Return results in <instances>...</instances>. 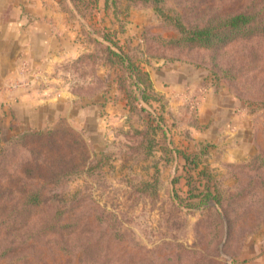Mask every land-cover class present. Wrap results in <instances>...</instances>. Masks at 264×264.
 Returning <instances> with one entry per match:
<instances>
[{
  "label": "rangeland",
  "instance_id": "obj_1",
  "mask_svg": "<svg viewBox=\"0 0 264 264\" xmlns=\"http://www.w3.org/2000/svg\"><path fill=\"white\" fill-rule=\"evenodd\" d=\"M239 5L261 10L257 19L263 24L234 33L216 58L206 47L182 41L181 24L203 26L212 12L221 16ZM116 7L119 30L127 22L122 17H147L125 53L140 62L148 57L204 69L210 85L233 94L252 116L253 150L219 167L205 163L211 157L206 152L198 164L204 174L163 175L159 161L149 156L144 129L135 125L142 124L140 113L110 146L99 136L92 143L66 118L46 128L69 124L70 137L81 132L79 155L63 152L46 131L23 134L38 129L16 127L14 115L3 113L0 264H264V0H117ZM102 56L96 49L63 71L90 75L99 64L108 76L120 73ZM133 90L136 99L142 97ZM153 111L161 122L162 112ZM206 188L214 194L205 200ZM31 193L40 194L39 204L23 203Z\"/></svg>",
  "mask_w": 264,
  "mask_h": 264
},
{
  "label": "crops",
  "instance_id": "obj_2",
  "mask_svg": "<svg viewBox=\"0 0 264 264\" xmlns=\"http://www.w3.org/2000/svg\"><path fill=\"white\" fill-rule=\"evenodd\" d=\"M92 1L87 12L74 0H0V115L11 112L16 127L46 128L66 118L92 143L99 136L104 146L132 127L136 112L107 69L97 64L90 75L63 71L100 46L125 52L128 40L147 23L146 12H134L122 17L127 22L119 30L112 1ZM137 64L147 76L148 92L145 99L137 96L143 120L135 125L145 129L150 112H162L169 162L160 147L154 156L163 175H185V159L177 150L197 153L210 145L205 163L211 167L250 155L252 116L243 112L233 94L210 85L204 69L148 57ZM100 79L108 81L102 84ZM193 98L200 100L195 111ZM178 181L185 186L184 177Z\"/></svg>",
  "mask_w": 264,
  "mask_h": 264
},
{
  "label": "trees",
  "instance_id": "obj_3",
  "mask_svg": "<svg viewBox=\"0 0 264 264\" xmlns=\"http://www.w3.org/2000/svg\"><path fill=\"white\" fill-rule=\"evenodd\" d=\"M111 1L115 7L116 14L118 15L120 10H117L116 7L117 0ZM74 2L78 6V8H82L84 11L88 12L89 7L93 1L74 0ZM248 7L251 9L244 8L243 5H239L236 9L229 11L227 14L223 13L221 16H219L218 13L214 11L208 18V23L203 26L187 25L186 27L181 24L179 28L182 35L184 36V39L182 41L196 42L198 43V46L204 48L206 47L208 50L212 51V58H216V56L219 55L220 49L228 45L229 42L232 40V35L234 33L243 31H253L252 29H254L255 26H262L263 23H260V19H257L260 17H258V15L261 10L254 11L253 6ZM98 49L104 54V56H102L104 58V61L106 63H109L111 66H115L120 71V73H116L114 78L117 80L119 86L126 91L130 100L131 108L134 110V112H136V114H141V109L139 110L137 103H135L136 97L134 95V90L132 89V87H137V89L141 91L142 97L145 99L147 98L148 86L147 76L137 64L138 60L132 59V57L127 55L122 50L114 51L106 46H100ZM115 60H117V62ZM112 77L113 75H109L110 79H112ZM160 120L161 122H158L157 119H155L149 114L148 119L146 120L147 122L144 121L145 129L143 133H145V135L149 138L146 139V141L149 140L147 144V151L148 153H150V158L155 155L154 152L157 150L158 147H160L164 154H166L164 160L167 163L169 162V148L166 144L167 136L164 131V127L161 125L163 123L162 117H160ZM46 128H39L35 131L27 130L23 134L28 133L37 136H43L44 131H46L45 133H48L47 135H50V137H52V141H54L55 143H59L63 146V152L66 150L79 155V149H83L84 146L82 145H84L85 142L81 132L77 131L74 137H70L71 132H73V126L69 124L63 126V128L60 129L54 127L51 130H46ZM59 134H62V136H60ZM146 141L144 142L146 143ZM209 150L210 145L202 146L200 151L197 153H190L188 151L177 150V153L183 156V158L185 159V164L183 166L184 170H186L187 172L186 176L188 178L192 177L190 173L191 170H197V175L205 173L203 172V168H198V164L205 161L203 158L206 157L205 154L206 152H209ZM200 159H202V161ZM212 194H214V192H212L211 189L206 188V190L202 193V197L206 200ZM39 200V193H31L25 195L23 203H26L27 206L30 204H39ZM23 208L24 206L22 207V209ZM12 212L17 213L18 210L14 207L12 209ZM12 212H10L9 214H12Z\"/></svg>",
  "mask_w": 264,
  "mask_h": 264
},
{
  "label": "built area",
  "instance_id": "obj_4",
  "mask_svg": "<svg viewBox=\"0 0 264 264\" xmlns=\"http://www.w3.org/2000/svg\"><path fill=\"white\" fill-rule=\"evenodd\" d=\"M190 104L193 109H197L198 105L200 104V100L198 98L190 99Z\"/></svg>",
  "mask_w": 264,
  "mask_h": 264
}]
</instances>
